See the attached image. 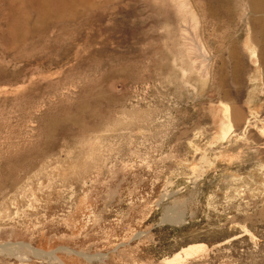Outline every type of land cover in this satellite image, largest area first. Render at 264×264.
<instances>
[{
    "label": "rangeland",
    "instance_id": "1",
    "mask_svg": "<svg viewBox=\"0 0 264 264\" xmlns=\"http://www.w3.org/2000/svg\"><path fill=\"white\" fill-rule=\"evenodd\" d=\"M209 1L0 0V264H264V13Z\"/></svg>",
    "mask_w": 264,
    "mask_h": 264
},
{
    "label": "bare ground",
    "instance_id": "2",
    "mask_svg": "<svg viewBox=\"0 0 264 264\" xmlns=\"http://www.w3.org/2000/svg\"><path fill=\"white\" fill-rule=\"evenodd\" d=\"M76 0H38L39 7L41 9V12L47 16V8L46 5L49 3L55 5V13H59L60 15H63L64 11L68 6H70L73 2ZM251 2V7L253 11L258 14L257 12L264 13V0H250ZM209 13L210 16L215 18L216 20L222 18L223 15L229 14L232 15V10L229 6V0H210L209 1ZM73 6V5H72ZM49 7V5L47 6ZM50 13V11H49ZM53 14V15H54ZM49 16V15H48ZM234 16V14H233ZM232 17V16H231ZM46 18V17H45ZM264 28V21L261 22ZM19 36V35H18ZM16 37V36H15ZM235 51L233 50L232 53ZM239 117V115H236V117ZM178 257H174L170 260L167 261V264H175ZM178 263V262H177Z\"/></svg>",
    "mask_w": 264,
    "mask_h": 264
}]
</instances>
